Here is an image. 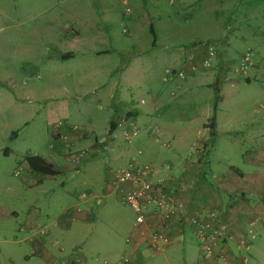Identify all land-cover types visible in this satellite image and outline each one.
Instances as JSON below:
<instances>
[{
	"label": "rangeland",
	"instance_id": "1",
	"mask_svg": "<svg viewBox=\"0 0 264 264\" xmlns=\"http://www.w3.org/2000/svg\"><path fill=\"white\" fill-rule=\"evenodd\" d=\"M169 1L126 0V3L122 4V0H0V148L7 147L12 151L7 159L1 156L3 151H0V209H14L21 214V217L27 208L32 207V209L38 210L42 219L44 218L46 221L45 225L44 219L38 224L47 229V235L44 237L46 246L59 264H63L71 257L90 252L86 243L95 236L93 223H96V233L101 235L100 238L109 239L105 245L108 243L118 244V246L123 244L124 236L127 238L133 230L135 215L122 202L119 187L111 176V172L126 165L124 161H120L121 151L118 150L121 149L112 150L113 148L108 146V149L104 150L102 144L105 142L99 143L97 140L95 143L92 142L91 148H89V151L92 150V152L86 149L77 150L83 151L84 154L95 153V156L82 166L79 174L69 171L66 174L48 178H41L36 174L41 178V182L29 187L31 191L26 190L23 181L26 175L30 176V174L22 166V154L36 151L38 155H44V151H48L49 140L44 134L42 135L45 126L42 113L48 106L46 102L49 99V90L53 87L46 82L47 78L45 77L49 73L58 75L63 83L64 91L61 101L64 109L67 108L73 112L75 109L83 107L82 113L87 117L83 118L78 125L82 124L79 125L81 128L86 126L88 129L89 124H93V127L89 129L94 128L96 135L104 137L107 141L109 134H106L105 129L109 119L108 112L105 109H98L97 97L101 95H105V98L109 97L108 88L101 87L99 96V93H93L90 85L81 87L75 85L70 74L77 77L78 74L90 72L91 67L82 69L85 63L95 64L96 70H104L113 60L114 63L117 62L116 52L119 50L128 53L132 51L131 34L134 25L140 20V11L143 10L142 14L148 13L149 19L154 22V36L147 32V27L143 28V32L145 31L143 42L147 49H151L154 40H156L159 50L163 47H173L176 50L177 47L183 46L186 52L193 53L188 67L192 73H195L194 77L196 78H202L203 71L208 72L217 68L218 64L211 68H204L202 66L203 49L198 50L194 47L201 42H216L217 51L222 53L221 50H218V39L209 38L212 36L211 33L216 31V28L213 29L211 24H213V20H217L220 28L223 26L225 29L227 24H231V9L224 14L223 23L222 20L217 19L215 14L212 16L211 23L205 20L209 17L206 11L202 18V14L199 12L202 7L200 9L195 0H190L191 2L188 4L185 3L180 9L175 4H170ZM234 2V0L230 1L232 4ZM253 5H257L255 0ZM103 9H107L109 12L108 20L104 19ZM127 9L129 13L126 11ZM239 11H244L242 4H240ZM257 13H264V9L259 8ZM96 15L98 23L95 25L101 31L106 32L105 35L111 36L93 44V47L110 50L112 58L107 59V67L96 59L87 60L81 57L51 63L47 60V51L44 50L45 46L42 44L43 39L41 37L29 38V35L37 36L42 32L49 34L61 31L64 34L71 30L79 32L82 36L88 35L86 26L83 24L80 26V18L88 17L86 20L89 21ZM158 16L161 17V20L153 19ZM244 24H249L245 18ZM30 41H34V43ZM233 42L242 54L249 46L247 45L249 43L246 42ZM80 47L83 46L80 45ZM77 50L81 51V48H77ZM198 52L201 53L198 54ZM220 53L219 57H221ZM234 55L236 54L227 53L225 61L237 63L241 55L233 58ZM165 68H168L167 63L162 61L154 64L151 72L147 66L142 69L141 73L135 70V82L139 85L138 89H133V91L137 100L145 94V82L148 81V78L154 83V88L162 86L167 88L162 83V78L166 77ZM221 77L223 80L231 81L239 76L233 75L232 72H226ZM106 80L107 78H99L96 81L99 84L95 86H101ZM191 80L195 79L191 78ZM59 88L58 86L57 89ZM203 89L204 96L202 97V82L195 85L188 84L186 81L183 82L181 88H175V97L169 99H173L168 103L170 108L166 110L161 119L159 118L161 126L167 127V130L163 131L161 136L158 134L157 137L151 132L152 140L146 132L141 131L140 138L146 140L139 145L140 148L134 151V157L136 151L141 150L142 155L137 158L141 162L169 165L170 160L177 159L174 157L177 152L183 159L191 160L192 165L199 167L198 173L202 175V108L205 109L206 105L210 104L213 112L215 96L214 90ZM25 93H29L30 100H32L30 104L25 101V105L33 106L34 111H39L38 117H34V113L31 115L21 114L19 110L22 106H13L12 100L19 97L24 99ZM221 96L223 101L220 104L217 103V112L222 117L225 126L224 129H219V132L216 133V143L213 148L210 147L207 150L204 159L217 168H224L227 165L238 167L247 175V181L253 177H260L264 189V165H258L255 161L257 158L255 156L260 152L263 153L261 160L264 161V109L259 108V105L264 103V77L253 79L252 84L249 85L245 84L243 80L241 84L228 83L223 86ZM70 119L72 120L71 117ZM87 120L91 122L89 123ZM25 123L27 127L24 129ZM196 129L198 130L197 135ZM21 130L23 131L19 132ZM13 133L20 135L14 143L13 139L10 140ZM195 136L198 137L193 142ZM176 140L183 144L177 146ZM148 142L154 146L152 149L149 148L150 145L147 146ZM63 147L66 149L65 145L61 149ZM64 155L70 159L71 155L67 153V149L64 151ZM74 168L72 166L71 169L74 170ZM203 169L205 170V166ZM89 192H93L97 197H91ZM81 194H84V198L78 197ZM74 204L78 206L74 207ZM67 207L73 208L70 212L71 215L76 214L77 210L89 213L92 211L87 217L89 223L79 219L71 221L72 228L82 227L77 233L73 230L53 229L50 225L53 218L59 215L61 209ZM83 218L85 219V216ZM5 221L0 220V264H32L25 258V256H31V251L22 241L29 236V232L19 230L23 226L21 221H14L11 218ZM115 228L118 229V233L115 232ZM116 234H119L120 237ZM260 234L256 242L264 240V233ZM137 236V238L140 237L138 233ZM51 240L57 241V245H51ZM141 248L149 250L150 252H147L149 255L160 253L151 251L147 245H141ZM95 252H99L101 255L98 256L104 258L102 255L105 253L99 250H95ZM163 253L160 256H169L171 264H184L183 253L179 250L170 249ZM195 254L193 253V256ZM258 256L255 260L251 254L248 264H264V252L259 251Z\"/></svg>",
	"mask_w": 264,
	"mask_h": 264
},
{
	"label": "crops",
	"instance_id": "2",
	"mask_svg": "<svg viewBox=\"0 0 264 264\" xmlns=\"http://www.w3.org/2000/svg\"><path fill=\"white\" fill-rule=\"evenodd\" d=\"M195 1L199 4L197 5L200 7V9L202 7V9L199 10L200 14H202V18H204L205 11L209 14V17L205 19L207 22L212 23V16L214 14L216 15L217 19L222 20L224 14L228 12L229 9L232 11L230 16L231 24H227L225 29L223 26L220 28L217 20H213V24H211L213 29L214 27L216 28V31L211 33L212 36L209 38L215 37L218 39V50H221L222 53H220V51L218 52V54L220 53L221 57H219L217 68L208 72L203 71L202 78L194 77L195 73L190 71L188 65L191 63L193 53H190L189 51L186 52V49H183V46L177 47L176 50H174L173 47H163L159 50L157 49L156 40L152 41L151 49H147L144 46L143 41L145 38V31L143 32V28L147 27V32L153 36L155 33V28L154 22L149 19L148 13L142 14L143 10L139 12L141 16L140 20H138V23L134 25L132 30V51L128 53L119 50L115 54L117 62L114 63L113 60L109 63L108 67L107 59L110 60L112 58L110 50L102 47H93L94 43H99L102 41V39L111 37L110 35H105L106 32L101 31L99 27L95 25V23H98L97 15L94 17V19H90L89 21L86 20L88 17H84L82 19L80 18V26L83 24V26L85 25L87 28L88 35L85 36H82L75 30H71V32L64 34L61 31H55L49 34L42 32L37 36L34 34L29 35V38L36 39V37H41L43 39L42 44L45 46L44 50L47 51V60L51 63L57 61L63 62L81 57L82 59L87 60L96 59L98 62H102L107 67L104 70H96L94 68L95 64L89 65L85 63L83 64L82 69H89L91 67L90 72L88 71L84 74H78L77 77L76 75L70 74V77L74 80L75 85L78 87L90 85L94 94L99 93L101 87L108 88L109 97L107 96L105 98V95L100 96V93V97H97L99 106L98 109H105L106 112H108L109 119L105 129L106 134H109L108 132L111 123H115V130L109 134V139L106 141L104 137H99L96 135L94 128L89 129L90 127H93V124L90 123L91 121L87 120L90 123L88 126L89 130L86 126L81 128L79 125L82 124L78 125V123L83 118L87 117L84 115V113H82L81 109H83V107L78 110L75 109L73 112H70V110L67 108L64 109L63 102L61 101L63 100V83L60 81L56 73H49L48 76L45 75V78H47L46 82H48V84L53 87L49 90V99L46 102L48 106L42 113L43 118L45 119V126L43 128L42 135L44 134V136H46V138L49 140V145L48 151H44V155H38L36 151L22 154V166L26 172H29L30 174V176L26 175L23 181L25 183L26 190L31 191L30 188L32 185L35 183H40L41 178L45 177L41 175V178L37 177L38 174L36 175V173L32 171L25 160V158L28 156H41L47 163L52 164L54 169L60 174H66L69 171L73 172L74 174L78 172L79 174L82 170V166L86 162L88 163V160L92 159L95 156V153H85L83 158H81L78 162L73 163L71 158L69 159L66 155H64V151L67 149L68 154H70L71 150L73 152L83 149L89 151L92 142L95 143L97 140L99 143L105 142L102 144V149L104 150L108 149V146L112 147V150L121 149L118 150L121 151L120 161L127 163L134 157V151L140 148L139 145L143 144V142L146 140L140 138L141 131L146 132L148 137L151 139V132L157 137L158 134L161 136L163 131L167 130V127L161 126V120L159 122V118L161 119L166 110L170 108L168 103L173 99H169H171V97H175L174 89L181 88L183 82L187 81L188 84L195 85H198L200 82H202V97L204 96L203 88L212 90L217 88L219 90L218 104H220L223 101L221 94L224 85L228 83L232 85L241 84L242 80L245 82V84L249 85L252 84L253 79L264 77V13H257L259 8L264 9V0H255V2H257L256 6L253 5L254 0H234V4L230 3L232 0ZM189 2L191 1H169L170 4H175L178 9L183 7L185 3L188 4ZM125 3L126 0H122V4ZM240 4L243 5L244 9L242 12L239 11ZM206 8L210 9L207 10ZM108 13L109 12L107 9L102 10L105 20L109 19L108 16L110 15H108ZM244 18L249 24H244ZM153 19L158 21L161 20V17L158 16L157 18L154 17ZM223 21L224 20H222V23ZM95 31L98 32L96 33ZM218 31L220 32L217 33ZM206 40L210 41L214 39ZM233 41L249 43L247 44L249 46L246 47L245 51L250 50L253 53L254 66L245 77H237L231 81H226L221 77V75L225 73L222 70V65L227 59L225 55L227 53L236 54L232 56L233 58L242 55V53L239 52L234 46L235 42ZM30 42L34 43V41ZM80 45L83 47H80ZM77 48H81V51L77 50ZM199 53L201 52H198V54ZM202 56H204V52H202ZM162 61L167 63L168 67L164 70L166 77L162 78V83L167 88L164 86L161 88H154V83H152V81L148 78V81L145 82V94L139 100H137L135 92L133 91V89H138L139 85L135 82V70L141 73L142 69L147 66L151 72L152 66ZM166 71H172L173 74H168ZM179 73H182L184 76L181 77L177 75ZM142 74L144 75V73ZM99 78H107V80L101 86H95L99 84V82H96ZM191 78L195 80L193 81ZM247 82L250 83L248 84ZM58 86L60 87L59 89H57ZM25 94L26 96L24 99H21L20 97L13 99V106H22V108L19 110L21 114L31 115L34 113V117H38L40 115L39 111H34L33 106L30 107L29 105H25V101H27V104H30L32 101L28 95L29 93ZM207 100H209L208 97ZM217 106L215 114L212 112L210 104H207L205 109L202 108V175L198 173L199 167L192 165L191 160L188 161L183 159L181 155L175 152L176 155H174V157L177 159L172 161L170 160V163H168L171 166L172 171L169 174L163 175V182L168 194L183 207L186 214H191L197 209L201 208H214L219 210L224 224L235 235L233 242H228L225 248L222 247V249L225 250L226 256L228 257L227 262L230 264H235L239 263L238 260L232 258V256L237 253L235 248L236 239L240 235L245 234L249 224L253 222L255 229L257 228L260 233H264V189L262 187L260 177H253L247 181V175L238 167L227 165L224 168H217L213 166L211 162H206L204 159L207 150L210 147L213 148L216 143V133L219 132V129H224L225 126L222 117L217 112ZM169 117L171 118L173 116ZM60 122L63 124V127L58 126V123ZM127 122L131 123L130 127L128 126L129 123ZM209 123L213 125V131L215 133V138L213 140L210 138L209 134ZM24 125L25 129L27 124L25 123ZM67 126H75L79 130L72 131L71 129H68ZM22 131L23 130L19 132ZM133 131H136L135 138L133 143L128 145L125 142V134H129ZM197 134L198 130L196 131V135ZM19 137L20 135L16 134L15 138L13 139V143L16 142ZM197 137L198 136H195V140H193V142L196 141ZM150 142H148L149 144H147V146L150 145ZM176 143L177 146L179 144H183L177 140ZM64 145L66 149H64V147L61 149V147ZM119 146H121V148H119ZM153 147V145L149 146L150 149ZM1 150L3 151L1 156H3L4 159H7L9 154L12 152L11 149L7 147H2L0 148V151ZM89 152H92V150ZM262 154L263 153L260 152L255 156L257 157L255 161L258 165H264V161L262 162L261 160ZM147 156H150V154H147ZM249 160L251 161V159ZM72 166L75 167L74 170L71 169ZM204 166L205 170L203 169ZM119 169L121 168H118L117 170ZM107 179L109 181L108 176ZM120 188L119 192L121 195H123V190ZM90 193L91 192H89V195ZM91 195L93 198L97 197L96 194H93V192ZM78 197L84 198V194H81ZM75 205L76 204L73 206L75 207ZM62 209L59 215L55 216L53 221L50 223L53 229L55 228L66 231L73 230V232L77 233L82 229V227H73V229L71 226V221L74 219H79L80 221L89 223L87 217H89L88 215L92 211L89 213L84 212L83 210H77L76 216V214H70L73 208L67 207L63 210ZM26 210L27 211L25 214L21 217V214H19L18 211L14 209H0V220L8 221L11 218V220L22 222L21 224H23V226H21L19 230H25L26 233L29 232V236L25 237L22 241L25 242L27 249L31 251V256H25V258L28 261H31L32 264H59L56 258L50 254L46 246L44 237L47 235V233L45 235H40L39 233L30 232V230L33 228H43L38 224H40L39 222H41V220L44 218L42 219L40 212L36 209H32V207L27 208ZM83 216H85V219ZM43 221L45 225V219ZM93 226V234L95 236L91 237V241L86 243L87 248L92 253L88 252L80 254L76 257H71L64 262L62 261L63 264H77L76 261L88 262L93 258H101L98 256L101 254L99 252H95V250L105 253L102 256L106 258V260L112 262L117 261L121 256H123L124 251L127 249L126 242L128 239L135 241V244H133L134 246L132 247V252L136 256L135 264H171L169 256H160L161 254H164V251L170 249L179 250L183 253L182 259L184 264H203L199 244L189 225L177 222L174 225L176 228L175 234L171 237V242L167 248L160 253L150 255L147 254V252H150L149 250L147 251L141 248V245H146L144 240L145 238L141 236L137 238L138 236L136 229L133 228L132 232L128 234L129 236L127 238L124 236V243L119 244L118 246V244L114 245V243H108V245H105L109 239L100 238L101 235L96 233V223H93ZM44 229L47 231L46 228ZM117 231L118 229L115 230L116 233H118ZM260 233L258 234V237L261 235ZM116 236L120 237L119 234H116ZM256 240L252 243L251 249L248 252V257L251 258L252 254V257L255 260H257L256 258L259 257V251L264 252V240H261L260 242H256ZM57 243L58 242L55 240H51L50 242V244L53 246L57 245ZM193 253H196L195 256H193ZM249 260L250 259L248 258V262Z\"/></svg>",
	"mask_w": 264,
	"mask_h": 264
},
{
	"label": "built area",
	"instance_id": "3",
	"mask_svg": "<svg viewBox=\"0 0 264 264\" xmlns=\"http://www.w3.org/2000/svg\"><path fill=\"white\" fill-rule=\"evenodd\" d=\"M129 13V10H127ZM195 49L202 50L204 56L202 66L211 68L219 62L216 42L197 43ZM253 53L248 50L243 53L237 63L225 62L222 70L235 76L245 77L253 68ZM173 74L172 71H166ZM181 77L182 73L177 74ZM237 78V77H236ZM264 109V103L259 105ZM128 126H131L130 122ZM59 127L63 124L58 123ZM72 131H78L75 126H67ZM136 131L125 134L126 144L131 145L135 138ZM70 158L73 163L83 158L82 151H70ZM142 151H136V157L130 159L126 165L114 172L112 180L123 190L122 202L129 207L134 215L133 228L137 230L139 236L144 237L145 244L153 252H162L171 242V237L175 234V224L181 223L189 225L199 244L204 264H230L227 262L225 250L228 242H233L235 235L226 227L222 220V215L218 209H197L191 214H186L183 207L176 202L167 192L164 185V176L171 172L167 164L156 165L153 163L141 162L137 156H141ZM16 174V173H15ZM31 233L45 235L44 228H33ZM258 231L254 223H250L244 235H240L235 242L237 253L232 256L238 260L235 264H248V252L252 243L258 237ZM127 249L117 261H109L103 258H93L88 262H77V264H135L136 256L132 252L135 241L127 240Z\"/></svg>",
	"mask_w": 264,
	"mask_h": 264
},
{
	"label": "trees",
	"instance_id": "4",
	"mask_svg": "<svg viewBox=\"0 0 264 264\" xmlns=\"http://www.w3.org/2000/svg\"><path fill=\"white\" fill-rule=\"evenodd\" d=\"M151 31V29H150ZM248 84L250 82H247ZM215 96H214V104H213V112L215 114L216 112V106L219 101V90L216 88L214 90ZM115 130V123H111L109 127V134L114 132ZM209 134L210 138L213 140L215 138V133L213 131V125L209 124ZM16 136V133H13L10 136V140L14 139ZM26 163L28 166L32 169V171L38 175L45 176V177H55L59 175L60 173L54 169L53 165L50 163H47L41 156H28L25 158Z\"/></svg>",
	"mask_w": 264,
	"mask_h": 264
}]
</instances>
